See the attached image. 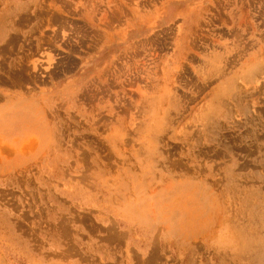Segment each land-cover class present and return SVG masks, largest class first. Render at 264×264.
Instances as JSON below:
<instances>
[{
	"label": "rangeland",
	"instance_id": "rangeland-1",
	"mask_svg": "<svg viewBox=\"0 0 264 264\" xmlns=\"http://www.w3.org/2000/svg\"><path fill=\"white\" fill-rule=\"evenodd\" d=\"M0 264H264V0H0Z\"/></svg>",
	"mask_w": 264,
	"mask_h": 264
}]
</instances>
